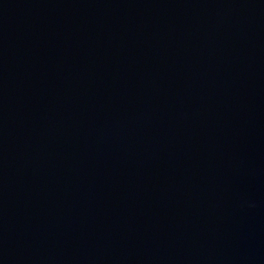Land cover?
<instances>
[{
	"label": "water",
	"instance_id": "water-1",
	"mask_svg": "<svg viewBox=\"0 0 264 264\" xmlns=\"http://www.w3.org/2000/svg\"><path fill=\"white\" fill-rule=\"evenodd\" d=\"M0 264H264V0H0Z\"/></svg>",
	"mask_w": 264,
	"mask_h": 264
}]
</instances>
